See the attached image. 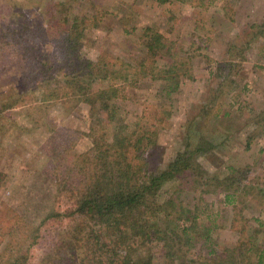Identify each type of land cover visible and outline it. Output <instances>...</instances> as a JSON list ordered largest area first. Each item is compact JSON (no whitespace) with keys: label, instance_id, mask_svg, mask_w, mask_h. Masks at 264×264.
<instances>
[{"label":"trees","instance_id":"trees-1","mask_svg":"<svg viewBox=\"0 0 264 264\" xmlns=\"http://www.w3.org/2000/svg\"><path fill=\"white\" fill-rule=\"evenodd\" d=\"M84 2L51 1L42 10L45 23L40 26L32 22L23 1L10 4L12 14L7 25L0 17V75L19 68L10 65L20 61L12 59L15 57L22 61L27 59L23 68L28 74L23 80L27 82H23L19 91L0 102V113L19 105L36 111L57 107L62 113H69L73 111L71 105L76 109L86 103L93 114L107 112L103 119L108 125L117 121L119 107L116 101L126 87H135L144 80H158V99L167 101L179 91L183 79L192 78L188 71L191 64L179 56L181 51H174L176 44L152 27L145 28L142 35L146 50L143 59L129 63L122 59L109 61L111 58L106 54H101L97 61L89 59L85 44L89 33L101 25L102 18L80 15L78 6ZM158 2L165 4L170 0ZM14 11L18 14L13 15ZM259 28L260 34H264V22ZM165 60L167 65L161 67L160 62ZM225 64L219 71L230 78L235 65L229 60ZM122 84L127 86L116 87ZM157 112L151 113L152 120L153 116L170 115L164 108L160 114ZM251 113L253 116L249 121L253 130L248 132L247 149L255 140L264 139V106ZM228 115L230 113L225 114ZM28 117L33 119L30 113ZM214 117L220 118V115L214 114ZM95 121H98L92 131L95 138L86 153L75 151L73 129L54 128L51 131L59 145L54 147L57 152H53V161L49 165L50 171L56 172L51 178L56 187L54 199L59 202L67 197L73 205L64 213L53 211L44 221L58 219L63 225L57 233L51 234L49 251L45 250L40 264H156L155 252L162 254L163 264H264L262 220L255 218L256 226L248 225L236 246L223 248L221 252V247L213 243L212 227L201 226L200 214L182 201L190 198L186 191L200 192L201 196L224 194V200L234 207L243 199L244 191L252 195L259 192V198L264 200V190L250 186L252 168L249 165L242 170L243 164H229L223 175L218 171L208 172L199 158L214 150L216 142L195 133L189 136L187 148L159 173L147 168L148 162H139L138 154L144 141L147 146L155 145L151 134L134 139L135 134L118 128L109 139L110 133L104 131L107 125L99 117ZM40 122L37 119L34 124ZM148 128L151 131V127ZM100 130L103 133L96 139ZM6 179L0 169V189ZM170 182L178 183V188L166 199V185ZM194 199L196 201L198 197ZM3 205L0 220L4 228L0 229V238L7 237L10 246L5 248L10 251L3 257L6 256L10 264H24L27 257L23 254H29L30 248L38 244L40 229L19 215L9 220L10 211ZM248 221L241 218L239 224ZM26 232L33 233L26 235ZM201 259L206 263H201Z\"/></svg>","mask_w":264,"mask_h":264},{"label":"rangeland","instance_id":"rangeland-1","mask_svg":"<svg viewBox=\"0 0 264 264\" xmlns=\"http://www.w3.org/2000/svg\"><path fill=\"white\" fill-rule=\"evenodd\" d=\"M16 1L0 0V5L3 3L0 17L5 25L11 20L10 4ZM18 1L26 3L32 22L40 26L45 23L41 14L45 5L56 0ZM190 1L170 0L159 4L158 0H85L78 6L80 15L102 18L101 25L89 33L85 44L88 57L93 61H97L101 54L108 55L111 58L109 61L122 59L129 63L143 59L146 50L142 35L147 27L158 30L168 41L176 44L174 51H181L179 56L191 64L188 71L192 78L182 80L179 91L171 100L159 101L158 80H144L135 87H126L119 94L120 98L116 101L119 107L117 121L108 125L103 119L107 112L93 114L86 103L76 109L71 105L73 111L69 113H62L57 107L36 111L20 105L0 113V169L7 176L5 185L0 189V210L3 203L10 211L9 220L19 215L40 229L38 244L30 248L29 254H23L27 257L24 264H40L45 250L49 251L51 234L57 233L63 225L58 219H49L44 223L46 218L53 211L64 213L73 205L67 197L59 202L54 199L56 187L51 178L56 172L50 171L49 167L53 152H57L54 147L59 146L55 133H51L54 128L73 129L74 148L80 154L92 148L95 138L92 131L98 125L95 121L98 117L107 125L104 131L110 133L109 139L118 128L135 134L134 139L151 134L155 145L147 146V141H144L138 154L141 159L138 160L148 162L147 168L159 173L187 148L189 136L200 133L216 142L214 150L199 158L208 172L218 171L223 175L229 164H243L242 170L249 165L252 168L250 186L264 190V139L255 140L249 149L246 144L248 132L253 130L249 121V117L253 116L251 111L264 106V34H260L259 28L264 22V0ZM4 14H7L6 19ZM15 14L18 13L14 11ZM12 59L20 60L10 63L19 68L0 75V102L18 92L23 82H27L23 81L28 76L23 68L27 59ZM228 60L235 65L230 71V78L219 71V67H225ZM166 65V60L160 62L161 67ZM125 86L116 87L123 89ZM163 108L170 115L153 116L152 120L151 113L158 111L160 114ZM29 113L33 119H29ZM226 113L230 115L225 116ZM214 114L220 115V118L214 117ZM202 115L204 117L200 118ZM37 119L41 122L34 124ZM160 119L161 122H158ZM101 133L103 130L96 133V139ZM59 175L63 177V174ZM173 183L166 185V199L178 188V183ZM243 193L246 194L245 191ZM243 193L237 207L226 202L224 194L201 196L200 192L193 194L186 191L190 198H181L183 204L200 214L198 221L201 226L212 227L213 243L221 247V252L223 248L235 247L247 226H256L255 218L264 222V200L259 198V192L254 195ZM194 197L198 199L195 201ZM241 218L249 221L240 225ZM236 219L238 222H235ZM3 228L0 220V229ZM32 233L26 232V235ZM7 239L5 236L0 238V264H10L8 258L3 257V254L7 255L5 252L10 251H5L6 247H10ZM155 253V263L163 264L162 254ZM184 262L188 263L187 260ZM200 262L206 263L203 259Z\"/></svg>","mask_w":264,"mask_h":264}]
</instances>
